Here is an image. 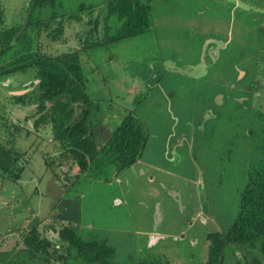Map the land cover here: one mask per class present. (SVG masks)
Masks as SVG:
<instances>
[{
  "label": "rangeland",
  "instance_id": "374dc122",
  "mask_svg": "<svg viewBox=\"0 0 264 264\" xmlns=\"http://www.w3.org/2000/svg\"><path fill=\"white\" fill-rule=\"evenodd\" d=\"M107 1L60 0L46 14L62 20L64 34L53 42L43 33L40 53L80 50L90 21L103 39ZM29 2L0 0L6 27L23 25ZM150 8L147 32L79 54L95 106L90 123L107 130L94 140L104 142L129 112L146 132L140 161L112 188L64 181L73 164L61 165L50 125L36 127V106L13 98L33 90V70L0 78V141L27 153L18 181L0 175V264L28 262L20 231L38 224L52 240L49 228L78 216V204L68 224L111 249L113 264H205L207 236L238 218L248 178L264 169V0H152ZM116 189L120 208L111 206ZM223 260L238 264V253L228 248Z\"/></svg>",
  "mask_w": 264,
  "mask_h": 264
},
{
  "label": "trees",
  "instance_id": "16d2710c",
  "mask_svg": "<svg viewBox=\"0 0 264 264\" xmlns=\"http://www.w3.org/2000/svg\"><path fill=\"white\" fill-rule=\"evenodd\" d=\"M59 1L30 0L25 10L28 15L25 27H6L0 7V78L6 80L14 74L35 72L33 90L13 98L21 106H36L35 112L40 114L36 127L51 125L53 140L62 151L61 165L71 161L80 175L91 172L96 176L102 175L109 166L117 171L130 168L140 160L145 148L144 125L132 112L126 113L106 142L96 147L95 126L90 123L95 106L86 89L79 54L147 32L152 0H108L103 39L99 38L100 23L90 21L91 39L85 37L80 50L52 57L40 53L39 39L46 33L47 38L56 42L64 34L62 20L57 21V15L46 14ZM14 144L13 140L0 141V175L15 182L23 172V167L18 165L26 154L19 153ZM49 230L53 233L52 240L43 236L38 224H28L20 231L19 242L25 247L21 250L22 257L28 261L25 264H76L77 258L86 263L113 264L111 249L104 243L80 239L73 226L67 224ZM206 239L209 244L205 264H218L222 251L224 254L228 248L241 251L247 264H264V257L251 256L253 249L264 253V169L248 178L240 200V213L233 225L224 235L217 232Z\"/></svg>",
  "mask_w": 264,
  "mask_h": 264
},
{
  "label": "crops",
  "instance_id": "0c3cea01",
  "mask_svg": "<svg viewBox=\"0 0 264 264\" xmlns=\"http://www.w3.org/2000/svg\"><path fill=\"white\" fill-rule=\"evenodd\" d=\"M96 126L93 128L94 130H93V136L95 135V139H96V133H98V131H100V130H102V129H105L106 130V125L104 124H102V123H99V124H97V123H94ZM46 125H49V124H46ZM45 125V126H46ZM98 126V127H97ZM50 127H51V125H50ZM107 131V130H106ZM109 135H110V131L108 130V132H107V136L106 137H104V142H102V143H100V142H97L96 140H94L95 141V145H96V147H100V146H102L105 142H106V140L109 138ZM28 138H26V140H27ZM62 151H60V153H61ZM27 154V153H26ZM49 156V155H48ZM140 161V160H139ZM138 161V162H139ZM48 162V161H47ZM46 162V164L45 165H47L48 166V163ZM137 162V163H138ZM27 163H28V160H27ZM137 163H135V164H137ZM134 164V165H135ZM133 165V166H134ZM132 166V167H133ZM128 170L129 169H131V167L130 168H127ZM127 169H123V170H120V171H117V170H115V168L114 167H112V166H109L104 172H103V174H105L104 175V178H107V179H99V180H102V181H93V180H95L98 176H96V175H94V174H91V172H87V173H85V174H83V175H80V173H79V169H78V167L76 166V165H73V167H72V169L69 171L70 172V174H69V172H66V173H63L62 172V174H63V177H64V181H67L68 180V182L70 183V185H74L76 182L77 183H81V182H83V178H85L84 179V181H85V183H83V184H96V185H100V183H103L104 185H106L105 187H106V189H109V187H114V183H112L113 181H115V180H118L119 181V175L123 172V171H125V170H127ZM61 171H62V169H61ZM66 176V177H65ZM100 176L101 175H99V178H100ZM56 180L58 181V180H60V177H56ZM150 180H152V179H150ZM97 183H99V184H97ZM121 183V182H120ZM120 183H115V185H119ZM117 187V186H116ZM114 193V196H113V203H112V207L113 208H120L124 203H125V198H123L122 197V189L121 190H118V189H116L115 190V192H113ZM83 194H85V192L84 193H79V199L81 200L82 198H83ZM125 195V194H124ZM74 207L75 208H78V210H79V214H78V216H73L72 218H70L69 220H67V221H65V223H64V225H67L68 223H73V224H76L75 223V221H77L76 220V218L78 217H80V210H81V207L79 206V204H78V206H75L74 205ZM204 219H202V225H203V223H204ZM91 226V225H90ZM153 234V233H152ZM153 235H155V234H153ZM156 236V235H155ZM154 237V236H153ZM207 240V239H206Z\"/></svg>",
  "mask_w": 264,
  "mask_h": 264
},
{
  "label": "flooded vegetation",
  "instance_id": "af4514ba",
  "mask_svg": "<svg viewBox=\"0 0 264 264\" xmlns=\"http://www.w3.org/2000/svg\"><path fill=\"white\" fill-rule=\"evenodd\" d=\"M20 95H22L21 93H16L14 96H20ZM15 105H19V106H21L20 104H18V103H15ZM22 108H27V107H25V106H21ZM22 113L23 112H18L17 114H15L16 115V118H24V115H22ZM25 117H26V115H25ZM95 125V124H94ZM242 196V195H241ZM241 200V199H240ZM239 213H240V205H239ZM223 235H224V233H225V231L224 230H222V231H220ZM230 249H234V250H236V252L238 253V261H239V263L238 264H247L246 263V260H244V257L242 256V253H241V251H239L238 249H235V248H230ZM224 255V254H223ZM251 256H252V258H257V259H263V257H264V253H262V252H260V251H258L257 249L256 250H251ZM251 256L249 255V259H251Z\"/></svg>",
  "mask_w": 264,
  "mask_h": 264
},
{
  "label": "water",
  "instance_id": "95a60500",
  "mask_svg": "<svg viewBox=\"0 0 264 264\" xmlns=\"http://www.w3.org/2000/svg\"><path fill=\"white\" fill-rule=\"evenodd\" d=\"M27 17H28V15H26V17H25V20H24V23H23V25H22V27H25V25H26V20H27ZM18 35H19V33H18ZM17 35V36H18ZM21 113V112H20ZM22 115H25L24 113H22ZM223 263V251H222V253H221V256H220V258H219V262H218V264H222Z\"/></svg>",
  "mask_w": 264,
  "mask_h": 264
}]
</instances>
